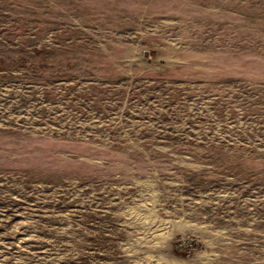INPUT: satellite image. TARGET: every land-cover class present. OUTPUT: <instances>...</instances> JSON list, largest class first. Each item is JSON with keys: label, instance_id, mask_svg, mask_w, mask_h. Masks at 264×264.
Listing matches in <instances>:
<instances>
[{"label": "rangeland", "instance_id": "obj_1", "mask_svg": "<svg viewBox=\"0 0 264 264\" xmlns=\"http://www.w3.org/2000/svg\"><path fill=\"white\" fill-rule=\"evenodd\" d=\"M264 264V0H0V264Z\"/></svg>", "mask_w": 264, "mask_h": 264}, {"label": "bare ground", "instance_id": "obj_2", "mask_svg": "<svg viewBox=\"0 0 264 264\" xmlns=\"http://www.w3.org/2000/svg\"><path fill=\"white\" fill-rule=\"evenodd\" d=\"M157 262H158L157 264H175V263H173V262H169V261L165 262V261L162 260V259H158ZM153 264H156V263H153Z\"/></svg>", "mask_w": 264, "mask_h": 264}]
</instances>
